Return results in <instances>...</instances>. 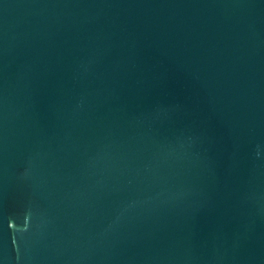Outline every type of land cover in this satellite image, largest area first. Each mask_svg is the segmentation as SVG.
Returning <instances> with one entry per match:
<instances>
[{
	"label": "water",
	"instance_id": "95a60500",
	"mask_svg": "<svg viewBox=\"0 0 264 264\" xmlns=\"http://www.w3.org/2000/svg\"><path fill=\"white\" fill-rule=\"evenodd\" d=\"M0 264H264V0H0Z\"/></svg>",
	"mask_w": 264,
	"mask_h": 264
}]
</instances>
